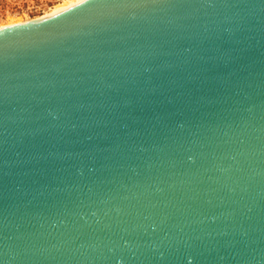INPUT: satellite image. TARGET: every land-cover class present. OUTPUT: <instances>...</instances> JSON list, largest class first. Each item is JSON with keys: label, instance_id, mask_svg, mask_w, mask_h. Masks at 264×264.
<instances>
[{"label": "water", "instance_id": "obj_1", "mask_svg": "<svg viewBox=\"0 0 264 264\" xmlns=\"http://www.w3.org/2000/svg\"><path fill=\"white\" fill-rule=\"evenodd\" d=\"M0 264H264V0L0 27Z\"/></svg>", "mask_w": 264, "mask_h": 264}, {"label": "rangeland", "instance_id": "obj_2", "mask_svg": "<svg viewBox=\"0 0 264 264\" xmlns=\"http://www.w3.org/2000/svg\"><path fill=\"white\" fill-rule=\"evenodd\" d=\"M72 0H0V27L43 17ZM12 19V20H11Z\"/></svg>", "mask_w": 264, "mask_h": 264}, {"label": "bare ground", "instance_id": "obj_3", "mask_svg": "<svg viewBox=\"0 0 264 264\" xmlns=\"http://www.w3.org/2000/svg\"><path fill=\"white\" fill-rule=\"evenodd\" d=\"M82 0H72L71 2H68V3H62L60 4L59 6H56L52 11L51 13H48L47 15L43 16V17H40V18H37V19H41V18H45V17H48V16H52L54 14H59V12L67 9L68 7L78 3V2H81ZM12 20V19H11Z\"/></svg>", "mask_w": 264, "mask_h": 264}]
</instances>
